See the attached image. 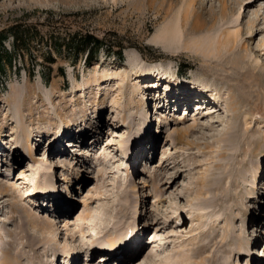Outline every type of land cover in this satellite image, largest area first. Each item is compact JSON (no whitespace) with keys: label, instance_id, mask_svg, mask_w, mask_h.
<instances>
[{"label":"rangeland","instance_id":"1","mask_svg":"<svg viewBox=\"0 0 264 264\" xmlns=\"http://www.w3.org/2000/svg\"><path fill=\"white\" fill-rule=\"evenodd\" d=\"M252 1L196 0L207 13L193 32L189 0H0V38L30 35L0 73V264H264V0ZM75 33L121 45L122 61L53 50ZM126 108L134 143L114 123ZM97 234L124 235L119 258L81 247Z\"/></svg>","mask_w":264,"mask_h":264},{"label":"trees","instance_id":"2","mask_svg":"<svg viewBox=\"0 0 264 264\" xmlns=\"http://www.w3.org/2000/svg\"><path fill=\"white\" fill-rule=\"evenodd\" d=\"M27 35L30 36L28 33L25 34L24 30L21 31V27H19L18 25L12 26L10 29L3 33V37L0 38V73L4 72L2 59L3 56H5L9 67H12V61L16 56H19L21 59H23V50L26 49L25 46L29 42ZM31 37L34 38V36ZM7 38H10L11 40L10 50L3 45L4 40H6ZM52 39L54 41L52 45L53 50L57 54H60L62 50H65L69 58L68 60H70V62L72 63L75 62L79 56H83L84 65L90 66L94 61L97 60V54L100 51L106 53V55L111 54L118 61H122L123 59V47L121 45L112 46L110 45L111 43H108V41H106L104 38H97L90 33H85L84 35L75 33L68 37L67 40H59L58 38L54 37ZM62 40L64 42L63 45L61 43ZM2 53L4 55H2ZM43 58L47 61V63L54 62L51 53H48V55L44 56ZM23 70L29 78L32 76L33 70ZM15 74H19V68H16ZM59 74L64 77V71L62 69H59ZM40 76L45 83H48L50 80V69H47L46 71L42 69L40 71Z\"/></svg>","mask_w":264,"mask_h":264},{"label":"bare ground","instance_id":"3","mask_svg":"<svg viewBox=\"0 0 264 264\" xmlns=\"http://www.w3.org/2000/svg\"><path fill=\"white\" fill-rule=\"evenodd\" d=\"M190 2L188 3V6L185 10V22H187V19L189 18V15L190 13H192L193 15V20H191L190 22L191 25H190V30H192L193 32H197V31H200L202 29V27H204V24H203V19H204V16H205V13L207 12H203V9H202V12H191L192 9L194 8L195 6V2L196 0H189ZM254 2L258 1V0H253ZM252 1V2H253ZM224 4V2H223ZM147 6V5H146ZM170 6V5H168ZM156 7V6H155ZM225 8V6L223 5V9ZM159 11V9H158ZM210 18L212 19L213 18V15H211V13L209 14ZM130 52H124V56L126 57V59L130 58ZM132 58V57H131ZM134 63L138 66H140L142 63L141 61L134 57L133 59ZM153 73V72H152ZM160 77H163L164 74H159ZM158 76V77H159ZM134 79L137 78L136 76L133 77ZM140 78V77H138ZM119 111V110H118ZM131 110H129L128 108L126 109H123V110H120L119 113H122L120 114V116H118L117 118H115L116 121H114V123H116L117 126H120V127H127L129 130H130V133L132 134H129L128 136V139L130 140V142H133L135 141V137H136V134L138 132V128L140 126V119L136 116H132V112H130ZM179 115V114H178ZM196 117V116H195ZM203 119V118H202ZM203 121V120H202ZM115 126V125H114ZM190 130V128H188ZM85 130V129H84ZM181 130V129H180ZM179 130V131H180ZM191 131V130H190ZM178 132V131H177ZM56 133V132H55ZM81 133H84V131H82ZM58 134V133H56ZM89 134V133H88ZM87 135V134H86ZM132 135V136H131ZM135 135V136H134ZM180 135H185V132L184 131H181L180 132ZM74 135H72V138H73ZM128 140V141H129ZM126 138H123L121 139L120 142H118L116 144V147L118 149V151L120 152H125L127 151V145H128V142ZM69 142H72V141H69ZM134 143V142H133ZM57 145V144H55ZM73 146V145H72ZM22 155L23 156H28L30 157L31 156V150H32V144L30 143V141L27 143L26 145V148H22ZM46 183V182H44ZM42 184V183H41ZM91 185V184H90ZM43 186V187H42ZM41 187V189L39 188ZM50 186H47L46 184H43V185H38V188L40 190H45L46 192H49L51 191V187L49 188ZM10 186H7L5 184H0V193H5V192H8L10 190ZM56 191V190H55ZM91 190H89L90 192ZM41 194V193H40ZM87 215V213H86ZM27 217H33L32 215L28 214ZM36 219V218H35ZM130 229V228H129ZM137 232L133 233V234H136ZM131 235V234H130ZM93 238V237H92ZM95 240H92L90 243H85L84 245L82 244L81 247L83 248H86L89 252H92V253H98V252H103L105 255H108L109 257H114V258H119V253H120V250H121V247L124 246L123 243H127L126 242V238H124V235L123 234H119L118 236H114L113 239L109 240L107 243L105 242H101L99 240V236L98 234L94 236ZM133 239V238H132ZM130 240V239H129ZM137 241H139V234H136L135 236V239L134 243H136ZM154 240L151 241V243L153 244ZM129 244H131V242L129 241L128 242ZM153 246H155L154 250H157L156 247L158 248V244H154ZM152 246V247H153ZM65 248L66 247H63L61 248L60 250H57V252H61V253H64L65 252ZM130 249V245L127 247ZM81 250V249H80ZM125 251V250H124ZM56 252V253H57ZM66 253V252H65ZM116 255H118V257H115ZM120 255H126V254H123L121 253ZM128 256V255H127ZM156 256V252H151L149 254H147L146 256H144V258L146 260L148 259H151V258H154ZM123 258H125L124 256H122ZM121 257V258H122ZM133 257H135V253L132 254V256L129 258V259H133ZM121 261V260H120ZM7 263V262H6ZM132 262H129V264H131ZM10 264V263H9ZM68 264V263H67Z\"/></svg>","mask_w":264,"mask_h":264}]
</instances>
